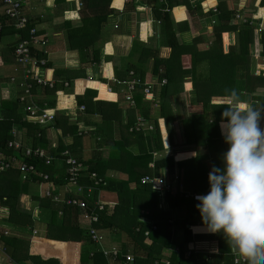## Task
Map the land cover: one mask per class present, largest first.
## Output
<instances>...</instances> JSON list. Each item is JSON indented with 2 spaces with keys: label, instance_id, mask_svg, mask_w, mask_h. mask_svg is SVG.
I'll list each match as a JSON object with an SVG mask.
<instances>
[{
  "label": "trees",
  "instance_id": "16d2710c",
  "mask_svg": "<svg viewBox=\"0 0 264 264\" xmlns=\"http://www.w3.org/2000/svg\"><path fill=\"white\" fill-rule=\"evenodd\" d=\"M111 1L82 0L80 25L73 27L70 23L65 24L68 48L78 53L80 67L55 71L50 68L47 54L41 49L47 45V41L39 39L35 24L26 18V28L15 29V20L4 13L3 7L0 15V39L13 40L0 51V63L14 65V72L8 82L4 83L12 85L14 91L11 99H0V163L10 164L15 160L16 163L20 161L33 164L38 173L48 175V182L54 186L52 194L57 195L56 187L66 185L63 177H59L63 172L64 178L66 177L67 166L64 160L67 157L62 154L67 151L68 155L83 166L78 177L83 195L78 197L69 193L65 199L76 197L87 201L89 208H92L97 201L96 193L86 195L87 189L94 187L91 176L94 174L96 178L103 180L105 185L98 186L100 191L115 194L116 204L110 213L107 207L102 211L97 208L92 211L98 217L94 227L122 236L120 255L112 261L99 252L88 233L76 223V217L79 215L76 209L65 204H58L56 207L50 198L37 195H33V201L40 207L51 209L50 222L45 225L46 239L63 242L51 243L55 249L52 248L49 252L59 255L61 260L43 259L39 254L33 253L29 241L4 232V229L32 228L37 222L30 211L22 209L19 199L21 194L27 192L30 184L43 183L42 179L33 175L32 181H21L15 163L11 164L13 168L0 172V208L4 207L9 211L8 217L0 220V249L16 264H123L128 253L133 257V262L129 264H234L236 255L228 248L223 234L208 232L202 223L200 213L195 207L199 202L169 190L163 193L166 209L158 210L159 194L153 190L152 185L140 184V179L147 175L159 177L164 172L168 180L176 167L181 172L183 185L187 189L207 194L210 188L208 174L211 167H223L221 157L229 147L221 136L219 126L224 109L218 106L225 103L213 104L212 99L228 98L225 90L235 89L241 100L257 108L264 107V95L260 96V93H264V74H253L254 63L253 58H250L255 40L259 43V55L264 58V0H260L259 4L263 6L262 12L259 11L261 17L255 21L243 16V21L236 19V8L229 9L228 0H218L217 12L208 13L211 17L210 23L214 21L213 40L205 49L198 48L202 42L200 37L195 38L191 44L182 43L178 38L180 30L173 27L171 8L179 7L176 9L183 12L182 7L185 6L187 13L194 11L187 0H166V4L159 0H119L125 2L132 13L143 5V1L151 5L149 8L152 16L159 21L165 44L171 51L168 58L162 59L159 57L158 48L154 47L153 40L151 42L147 39L145 44L135 40L131 54L126 58L124 70L115 67L114 75L110 65L105 66V59L111 48L109 45L103 47L100 44L101 32L108 17L116 14L115 10L109 7ZM60 2L61 0H56V3ZM213 4L215 0H208L204 6ZM0 6H3L1 1ZM245 9L241 13H255V10ZM30 29L36 30L35 37L40 43L28 46L29 56L36 61L37 75H43L48 81L46 85L36 83L31 72V63H20L15 56L17 45L28 39ZM229 32L236 34V44L227 47L222 36ZM42 42L44 44H41ZM134 55L137 56L135 60ZM147 61L151 62L149 74L145 70ZM89 68H101L105 77H111L112 81L101 77L98 81L103 84H116L113 94L108 93L106 86L99 82L85 83ZM26 71L29 77L25 79ZM152 78H156L157 82L164 79L166 84L155 85L149 101L136 90L131 93L128 91L127 81L130 82V79L148 84ZM23 82L29 87H21ZM51 82L52 86L49 85ZM85 85L97 89L98 98L102 100H95L98 91L86 89ZM27 89L29 93L25 94ZM109 91L111 92L112 88H109ZM183 91H190L191 104L197 111L188 118L181 119L184 143L181 141L180 145L193 146L198 155L188 159L189 155L187 157L185 154H176L175 159L178 162L175 163L172 157H156L153 152L164 153L161 137L165 133L170 135L172 124H175L179 141L181 129L176 125L172 102L179 101ZM119 93L122 94L124 104L131 108L125 113L126 122L122 120L123 110L117 101H103L114 100ZM23 95L25 99L20 101ZM59 95H73L77 108L83 106L84 110L78 111L73 120L64 114L70 110L62 114L53 111L51 114L54 115V120L48 126L26 121L27 107L33 105L43 109L44 101L54 98L46 107L52 111ZM127 96L134 100V106H131V100H128ZM145 102L150 104L145 106ZM179 102L183 107V102ZM74 106L73 97H59L58 109H73ZM155 106H158L157 110ZM151 111H154L153 118H150L154 124L153 131L136 130L135 115L138 113L149 119ZM47 129L60 131V139L68 138L70 143L65 144L59 140L56 149L50 151L46 142ZM88 140H93L97 149H107L108 155L94 152L84 156L82 152L84 146L88 145ZM169 140L173 144V138L169 137ZM26 142L30 143L29 147L33 150L41 147L47 155L61 160L64 171L56 169L53 165L47 166L39 159L21 156L27 147ZM164 142L168 146L166 137ZM178 209L183 212H177ZM141 218L151 221V224L140 221ZM197 221L201 223L197 224ZM173 225L182 231L181 236H178V229H174ZM145 232H148V235H145ZM204 241L214 242L217 251L202 253L195 250V244Z\"/></svg>",
  "mask_w": 264,
  "mask_h": 264
},
{
  "label": "crops",
  "instance_id": "0c3cea01",
  "mask_svg": "<svg viewBox=\"0 0 264 264\" xmlns=\"http://www.w3.org/2000/svg\"><path fill=\"white\" fill-rule=\"evenodd\" d=\"M133 1V0H132ZM140 1V0H139ZM148 1V0H147ZM160 1V0H159ZM188 3L191 5V7L194 9V11L187 13L186 7L183 6L182 8L184 11L182 12L179 9V7H173L170 10V13H172V20H173V27L180 30V34L178 35L179 40L184 43V44H191L192 41L195 38H202L201 44L198 45L199 49H203V47L206 45V48L211 45V42L213 40L212 36V31L214 25L210 23L211 17L208 15L209 12H212L210 8L212 6H216L218 4V0H215V4L209 5V6H204V4L208 0H187ZM115 2V3H114ZM143 3L142 6H139L135 11V13H132L130 10V7L127 8V5L125 2L122 1H115L112 0L110 4V9H114L115 13L114 15H110L108 17L107 23L101 32V38H100V44L101 46H110L111 52L109 55H107L105 61L106 65H110L112 75H114V70L115 67L118 70H124V66L126 64L125 60L131 54L133 42L138 39V41L142 42L143 44L146 43L147 39H149L151 42L152 40L154 41V47L158 48L159 50V57L160 58H168L170 55V48H168L165 44L163 33L161 30V26L158 20L153 18L152 16V11L151 5L145 3L144 1L141 2ZM238 3V0H228V8L231 9L232 7L236 8V4ZM145 4V5H144ZM249 4V6H248ZM247 6L244 8L246 11L250 10L253 8L251 6V3H249L248 0ZM255 4H258L257 7H255L257 10H255V13L247 14L245 11L242 13V16L244 18H249L255 21V19H260L259 11L261 8L260 7V0H255ZM83 8L82 5V0H61L60 3H56V0H26L25 4L23 6L22 14L28 18L32 23L35 24V27L37 28V34L39 35V39L47 41V45L44 48H41L44 50L47 54V59L50 64V68L52 70H57V69H78L80 67V59L79 55L76 51H71L68 48V43H67V37H66V30H65V24L70 23L73 27L79 26L80 25V17H81V10ZM199 8V9H198ZM175 10V16L173 11ZM252 10V9H251ZM166 11V9H165ZM3 12V6H0V15ZM121 13L120 15H118ZM258 15V16H257ZM184 16V19H182ZM257 17V18H256ZM180 19V20H179ZM151 20V21H150ZM145 22H146V27H145ZM150 25V27H148ZM142 27H144L142 29ZM145 29V30H144ZM145 31V34H144ZM142 34H144L145 37L142 39ZM140 36V37H139ZM153 36V37H152ZM222 39L224 41V45L229 47V46H234L236 44V34L233 32L225 33L222 36ZM13 38H4L0 39V51L7 45L8 43L12 42ZM226 52V50H225ZM251 56H253V63L256 66L255 75H259L260 73L264 74V58H261L259 55V43L257 40L254 41L253 49H252ZM1 59V57H0ZM133 59H137V56L134 55ZM104 66V67H105ZM14 65H7L6 63L2 64L0 63V99L2 98H8L11 99L13 97V86L12 85H7L4 84L8 82L10 75L14 72ZM145 70L150 72V62L147 61L145 64ZM103 70L101 68L99 69H93L89 68L87 69V77L85 79V83L87 84L89 81H96L101 84L102 82L98 81V79L101 77L103 79H106L107 81H112L111 77H105L103 75ZM151 82H156V78H152ZM106 86L108 93L113 94V89L110 92L109 88H116V84H103ZM86 89H91V90H97L93 88H89L87 85L84 86ZM120 90L121 87H118ZM98 91V90H97ZM99 91L97 92V96L95 97V100H102L98 98ZM190 91H183V93L180 95L179 101L183 102L184 106L181 107L179 105V101L173 100L172 106L173 110L175 112V117L176 121L179 122L180 124V129H181V119L188 118L190 114L194 113L197 111V108L195 106H192L191 104V96H190ZM264 95V93H260V96ZM61 96H67V97H73L75 106L73 109H70L69 107H65L62 112L70 110L68 113H64L67 117L71 118L72 120L76 117L78 113V108L76 104L75 97L73 95H59ZM59 100V98L57 97ZM44 100V98H43ZM57 100V102H58ZM103 101H108V102H116L118 103L119 107L122 108L123 110V117L122 120L123 122H126L127 120V115L125 113H128L131 108H128L126 104H124L123 99H122V94L119 93L118 96L114 100H103ZM47 103V105L44 103L42 105L43 108H46L48 104L51 102L47 99L44 101ZM230 103L228 98H214L212 99V103ZM145 106H148L150 103L145 102ZM189 105V106H188ZM158 106H155V109L157 110ZM192 108H196L193 110ZM74 111V117H71L72 112ZM61 112V114H62ZM154 111H151L152 116ZM150 114V115H151ZM96 117H94L95 119ZM151 116L149 117V121ZM261 126L263 127V121L261 123ZM179 130V129H178ZM180 132V138L179 142L181 141L184 143V138H183V131L181 129ZM221 132V130H220ZM60 131H53L51 129L46 130V142L48 144V149L54 150L56 149L59 140L62 141V143L69 144L70 140L68 138H62L60 139ZM222 136V135H221ZM164 137H166V140L168 141V147H166V144L164 143ZM162 144L164 149L166 150L165 153L170 154V155H176V154H185L187 157L189 155V158H193L196 155L195 148L193 146H180L184 148H189L190 153H183L181 150H175L171 148L170 146V141L168 138V134H163L162 135ZM174 139V138H173ZM94 141L93 140H88V145L84 146L83 150V155L88 156L94 152H100L103 153V155H108V150L107 149H97L96 146H94ZM182 144V143H181ZM25 148H28L30 146V143L25 144ZM166 147V148H165ZM42 149L41 147H38ZM44 150V149H43ZM180 152V153H179ZM162 155V154H161ZM190 155H193L190 157ZM21 156H24L21 155ZM186 160V159H185ZM182 161V160H181ZM52 165L56 169L63 170V164L61 160L55 159L52 163ZM176 169L177 174L182 178L181 172ZM1 172V171H0ZM62 173V172H61ZM64 179V172L62 173V176L59 177L60 179ZM120 177V176H119ZM179 178L177 182H174V187L173 189L176 193L182 194L184 197L187 194H192L195 192H192L191 189H187L183 185V179ZM59 179V180H60ZM168 180H172L171 176L168 178ZM179 185L182 186V190L180 191ZM39 184H30L28 186V190L25 194L20 195V205L22 209L26 211H30L31 213L35 212L37 222L34 224L32 228H15V229H4L6 233L10 236H15L17 238L29 241L30 243V249L33 251V253L39 254L43 259L47 258H58L60 259L59 255L52 254L49 252L52 248H54V245L51 243L54 242H59V241H53L46 239L45 237V225H47L50 222L51 219V209L50 208H43L38 205V203L33 201V195H40V191L38 189ZM47 188L46 183H41V189L45 190ZM57 195H60L62 199L67 196L69 193H74L73 190L70 187H67L65 184L62 186H57ZM54 192V191H53ZM99 193V199L103 200L104 202L110 203L114 209L115 204H116V196L115 194L112 193H106V192H97ZM54 203V202H53ZM56 207H58V204L54 203ZM166 206V204H165ZM167 207V206H166ZM74 209V208H72ZM111 209H109L111 211ZM182 209H178L177 212L181 213ZM109 211V213H110ZM111 211V212H112ZM143 212V211H142ZM141 212V213H142ZM183 212V211H182ZM60 213V212H59ZM77 213L79 214L78 217H76V223L79 224V228L86 230L87 224L84 222L82 219L81 215L82 213L77 210ZM9 211L7 208L1 207L0 208V220L5 219L8 217ZM59 216H61L59 214ZM197 224L201 223L200 221L196 222ZM3 229V228H1ZM178 229V228H177ZM180 232V233H179ZM88 233V232H87ZM179 233V234H178ZM100 234L102 236V244L101 247L104 250H110L112 248H117L120 252V245L122 243V236L113 232V231H106L102 230L100 231ZM178 236L182 235V231L180 229L177 230ZM89 236V235H88ZM63 244V242H59ZM210 242L204 241V242H198L197 245H209ZM100 246H98V250L100 252ZM55 249V248H54ZM92 247L90 248L91 251ZM3 250L0 249V264H16L10 259H8L4 253L2 252ZM57 253V250H55ZM92 254V252H90ZM129 254V253H128ZM61 260V259H60ZM21 264H30L28 262L26 263H21Z\"/></svg>",
  "mask_w": 264,
  "mask_h": 264
},
{
  "label": "clouds",
  "instance_id": "9594fccd",
  "mask_svg": "<svg viewBox=\"0 0 264 264\" xmlns=\"http://www.w3.org/2000/svg\"><path fill=\"white\" fill-rule=\"evenodd\" d=\"M225 91L230 103L218 106L224 109L219 126L229 147L223 167L212 165L209 191L195 197V207L207 231L222 233L234 255L264 264V107L241 100L235 89Z\"/></svg>",
  "mask_w": 264,
  "mask_h": 264
},
{
  "label": "built area",
  "instance_id": "2783aa9c",
  "mask_svg": "<svg viewBox=\"0 0 264 264\" xmlns=\"http://www.w3.org/2000/svg\"><path fill=\"white\" fill-rule=\"evenodd\" d=\"M2 2V5L4 7V13L11 19L15 20V29L17 30H22L26 28V24H27V19L26 17L22 14V7L25 4L26 0H0ZM136 1V0H135ZM160 2L166 4V0H160ZM246 3L247 0H238V3L236 4V19L243 21V17H242V13L241 11L246 7ZM210 10L213 13H216V7L212 6L210 8ZM166 11H168L166 9ZM211 24H214V21H211ZM2 31V24L0 23V32ZM36 35V30L35 29H30L28 31V39L23 40L22 42H20L15 50V56L18 57V61L20 63H31V72L34 74V78L36 80V83L38 85H46L48 83V81L43 77V75L40 77L37 75V66H36V61L34 59H32L29 56V48L28 46L31 44H39L40 40H38L37 37H35ZM41 44H44L43 42ZM27 74H29L26 71V75H25V79L28 78L29 76H27ZM24 79V76H23ZM24 79V80H25ZM131 81L128 82L127 84L129 85V92H134L135 90L137 92H139L143 98L145 100H150L152 98V89L155 85L157 86H162L164 84H166V81L163 79L160 82H150L148 84L146 83H141L138 80H134V79H130ZM52 82L49 83L50 86H52ZM21 87H29V85L26 82H23V84L21 85ZM29 90L27 89L25 91V94H28ZM30 96V95H29ZM60 96H58L59 98ZM67 97V96H64ZM25 99L24 95L20 97V101H23ZM128 100H131L130 104L131 106L135 105L134 100H132V98L130 96H127ZM58 100V99H57ZM56 100V104H55V108L52 111H49L48 108H38L36 106H29L27 107V113L25 114L26 117V121L28 123H33V124H38V125H42V126H48L51 125L53 123L54 120V115H52L51 113L53 111L58 112H62V110L57 108L58 102ZM79 111H83L84 107L81 106L78 108ZM64 112V111H63ZM149 123H151V121H149L148 119L144 118L143 116H137L135 119V123L134 126L136 127V130H143L144 132H152L153 128L151 126H148ZM10 145H13V143H10ZM15 147H19L18 144H14ZM69 153L66 151L62 154V156L66 155V159L64 160L67 168H66V177L64 178V181L66 182V186L70 187L74 194L76 196L79 197L83 195V190L82 187L79 185L78 181H79V174L80 171L83 170V166L81 164H79L74 158H72L70 155H68ZM154 156L159 157V154L153 153ZM24 157L27 159H31V158H36L41 160L45 165L50 166L52 165L53 161L55 160V158L52 155H47L45 153V151L43 149L40 148H36V149H32L30 147L28 148H24ZM12 163H15L14 166L15 168L19 171V176H20V180L25 182V181H32V176L33 175H37L39 178L42 179V182L47 184V188L45 190L41 189V183L39 184V191H40V195L41 197H46V198H50L52 202L56 203V204H65L67 206H70L78 211H80L82 213L81 217L84 220V222L87 224L86 230L88 232V235L92 241L93 244H95L97 247L100 246L102 244V236L100 234V230L96 229L94 227V224L97 222V215L93 214V210H95V208H97V210L102 211L104 210L105 207L109 209H111V207L113 208V206L110 203L104 202L103 200H100L99 197V192L100 188L98 187L100 184H102L101 186H104L105 184L103 183V180L96 178V176L93 174L91 176V180L93 181V185L94 187L92 188H88L87 189V196H90L93 192L96 193L95 197L97 199V201L94 204V207L89 208L87 201L82 200V199H78L76 197H69V198H64L62 199L60 197V195H53L52 192L54 191V186L51 182H48V175L47 174H42V173H38L36 168L34 167L33 164H27L24 162H18L16 163V161H12L10 164H3L0 163V171H4L8 168H13V165H11ZM152 167V165H150ZM172 180H167L165 173L162 172L161 175L159 177H155V176H144L143 178L140 179V184L142 185H152L153 186V190L155 192H157L159 194V203H158V210H163L164 208H166L164 201H163V193L165 191H169V190H173L175 189L174 187V182H177L179 180V175L174 172L171 175ZM178 187H180V191L182 190V186L179 185ZM203 193H192V194H187L185 195V198H191L193 201L199 202L195 199V197L197 195H202ZM162 206V208H161ZM110 211V210H109ZM108 211V212H109ZM35 212H32V216L33 218H36ZM111 212V211H110ZM61 214V213H59ZM140 221H143L147 224H151V221L146 220V219H140ZM145 235H148V232L144 233ZM197 245V243L195 244ZM195 248V247H194ZM196 250V249H195ZM211 251V250H210ZM217 250H215L216 252ZM100 252L103 254L104 257L106 258H111L112 261L116 260V258L120 255V252L117 248H112L110 250H104L102 247L100 248ZM213 252V251H211ZM92 255V254H90ZM133 262V257L131 254H127L125 256V262L123 264H129ZM245 260H243L242 258L236 256L234 259V264H244Z\"/></svg>",
  "mask_w": 264,
  "mask_h": 264
},
{
  "label": "rangeland",
  "instance_id": "374dc122",
  "mask_svg": "<svg viewBox=\"0 0 264 264\" xmlns=\"http://www.w3.org/2000/svg\"><path fill=\"white\" fill-rule=\"evenodd\" d=\"M249 3H251V6H253V8L255 9V10H257L255 7H257L258 6V4H255V0H249ZM247 4H248V0H247V3H246V6H247ZM257 5V6H256ZM248 6H249V4H248ZM247 6V7H248ZM216 7V6H215ZM260 7H263V6H260ZM253 8H251L252 10H254ZM217 9V8H216ZM260 10H262V8L260 9ZM217 11V10H216ZM121 13H119L118 15H120ZM151 21V20H150ZM145 25H146V22H145ZM146 27V26H145ZM148 27H150V25L148 26ZM144 27H142V29H143ZM140 37V36H139ZM145 37H147V36H144V38ZM142 38V37H141ZM146 39V38H145ZM138 40V39H137ZM206 48V45L203 47V49H205ZM251 54H253V53H251ZM250 58H254L253 56H250ZM125 62H127L126 60H125ZM150 66H151V62H150ZM255 65H253V74H255V73H257L256 71H255ZM107 89V88H106ZM113 90H116V88H112ZM69 90V89H68ZM70 91V90H69ZM191 96V95H190ZM52 101H54V98H52L51 100H50V102H52ZM189 106V105H188ZM193 110H195L196 108H192ZM72 114L73 115H71V117H74L75 115H74V111L72 112ZM137 116H139V114L137 113L136 115H135V119H136V117ZM152 118H153V116H152V114L150 115ZM135 121V120H134ZM180 123L179 122H176V125L177 126H180L179 125ZM148 126H151L152 128H153V126H154V124H153V122H151V123H149V125ZM171 128L172 129H170V135L168 136V138L170 137V139H172V138H174L173 139V144H171V141L169 142L170 143V146H172L171 148H173V149H175V150H183V151H181V152H183V153H190L189 151H187V150H189V148H184V147H180V146H183V145H180V143H178L179 141H178V133H177V130H176V127H175V124H172L171 125ZM165 143V142H164ZM167 144H168V141H167ZM166 147H168L167 145H166ZM165 147V148H166ZM180 153V152H179ZM163 154H165V153H163ZM173 156L174 155H170V157H172L173 158ZM161 157V156H160ZM177 163V162H176ZM176 167L174 168V172H176ZM178 170V169H177ZM179 172V171H178ZM177 173V172H176ZM179 177H181L180 176V173H179ZM112 208V207H111ZM161 208H162V206H161ZM164 209H166V208H164ZM180 210V209H179ZM181 211H183V210H181ZM180 211V212H181ZM173 228L174 229H177V226L175 225H173ZM180 233V232H179ZM178 233V234H179ZM195 249L198 251V252H202V253H206V252H208V251H213L212 253H215V250H217V245L214 243V242H210V244L209 245H195ZM210 251V252H211Z\"/></svg>",
  "mask_w": 264,
  "mask_h": 264
},
{
  "label": "water",
  "instance_id": "95a60500",
  "mask_svg": "<svg viewBox=\"0 0 264 264\" xmlns=\"http://www.w3.org/2000/svg\"><path fill=\"white\" fill-rule=\"evenodd\" d=\"M164 77V75H162V78Z\"/></svg>",
  "mask_w": 264,
  "mask_h": 264
},
{
  "label": "bare ground",
  "instance_id": "6f19581e",
  "mask_svg": "<svg viewBox=\"0 0 264 264\" xmlns=\"http://www.w3.org/2000/svg\"><path fill=\"white\" fill-rule=\"evenodd\" d=\"M107 90V89H106Z\"/></svg>",
  "mask_w": 264,
  "mask_h": 264
}]
</instances>
